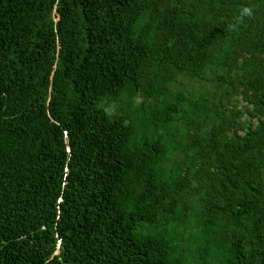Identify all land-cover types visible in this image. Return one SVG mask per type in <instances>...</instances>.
<instances>
[{
    "label": "trees",
    "instance_id": "trees-1",
    "mask_svg": "<svg viewBox=\"0 0 264 264\" xmlns=\"http://www.w3.org/2000/svg\"><path fill=\"white\" fill-rule=\"evenodd\" d=\"M0 264H264V0H0Z\"/></svg>",
    "mask_w": 264,
    "mask_h": 264
},
{
    "label": "clouds",
    "instance_id": "clouds-1",
    "mask_svg": "<svg viewBox=\"0 0 264 264\" xmlns=\"http://www.w3.org/2000/svg\"><path fill=\"white\" fill-rule=\"evenodd\" d=\"M254 8L252 6H242L239 9V13L235 18V21L228 24V30L230 32H239L240 27L245 23V20H251L254 18Z\"/></svg>",
    "mask_w": 264,
    "mask_h": 264
}]
</instances>
